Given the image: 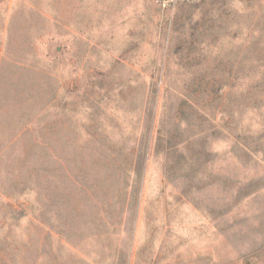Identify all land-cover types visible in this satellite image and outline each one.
<instances>
[{"label":"rangeland","instance_id":"1","mask_svg":"<svg viewBox=\"0 0 264 264\" xmlns=\"http://www.w3.org/2000/svg\"><path fill=\"white\" fill-rule=\"evenodd\" d=\"M0 264H264V0H0Z\"/></svg>","mask_w":264,"mask_h":264}]
</instances>
